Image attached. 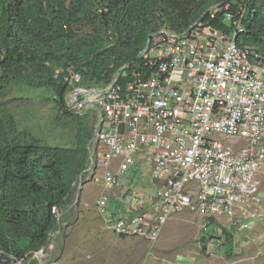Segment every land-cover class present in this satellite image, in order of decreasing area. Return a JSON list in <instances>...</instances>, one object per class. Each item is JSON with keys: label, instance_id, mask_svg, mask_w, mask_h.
<instances>
[{"label": "built area", "instance_id": "built-area-1", "mask_svg": "<svg viewBox=\"0 0 264 264\" xmlns=\"http://www.w3.org/2000/svg\"><path fill=\"white\" fill-rule=\"evenodd\" d=\"M226 21L231 34L202 24L162 28L150 36L140 66L122 67L106 85H84L74 70L65 76L68 111L95 115L86 172L103 170L106 193L95 209L109 233L155 244L184 213L202 221L200 249L221 243L210 231L221 219L233 237L228 226L264 230V55L236 42L245 32L241 20L228 14ZM122 179L144 181L154 198L145 203L133 189L127 201L113 200ZM52 214L60 220L61 208ZM51 251L47 243L31 259L59 264ZM28 258L16 264H32Z\"/></svg>", "mask_w": 264, "mask_h": 264}, {"label": "trees", "instance_id": "trees-1", "mask_svg": "<svg viewBox=\"0 0 264 264\" xmlns=\"http://www.w3.org/2000/svg\"><path fill=\"white\" fill-rule=\"evenodd\" d=\"M228 14L245 29L236 42L264 55V0H0V98L13 84L49 87L61 116L77 124L75 148L50 147L10 116L12 139L0 147L1 252L20 259L46 246L60 224L52 208L66 213L87 170L93 129L66 107L68 71L80 73L84 85H106L122 67L140 66L150 36L163 27L182 32L202 24L231 34ZM21 242L27 246L14 250Z\"/></svg>", "mask_w": 264, "mask_h": 264}, {"label": "rangeland", "instance_id": "rangeland-1", "mask_svg": "<svg viewBox=\"0 0 264 264\" xmlns=\"http://www.w3.org/2000/svg\"><path fill=\"white\" fill-rule=\"evenodd\" d=\"M103 36L106 37V34ZM56 99L55 92L49 87L37 89L26 85H11L5 95L0 98V147L11 142L10 116H12L19 131L39 139L44 146L75 148L77 145L76 121L72 117L61 116ZM59 117L61 118L58 119ZM83 118L91 126L95 122L93 113L87 112ZM102 173V169H99L95 176L91 171L84 173L81 178L82 187L80 179L77 181L66 213L62 214L59 226L50 234L48 241L49 246H52L50 258L57 260L59 264H159L169 256H175L176 253L185 256L186 263H195L190 257L189 250L191 249L192 252L194 250L197 254L200 253L205 260L224 262L202 264H264L263 228L250 233H240L235 227L228 226L235 237L231 235L229 239L216 243L215 256L210 258L205 248L200 249L196 242L202 221L190 213H185L174 221H169L164 226L157 243L152 244L137 239L139 242L136 244L130 245L123 251L119 249L115 253L118 256L117 263H98L100 258H97L96 255L106 248L97 247L91 237L83 235L85 230L100 227L92 221L91 217L95 216V202L99 198V193L104 189ZM88 193L89 197L86 201L84 196ZM181 222L186 224H179ZM225 224H227L226 221L222 219L216 222L210 227L211 233L216 234L217 231H222L227 227L224 226ZM195 232H197L196 235L192 237ZM26 246L27 242H21L16 244L13 249H22ZM191 246L194 247L190 248ZM106 250L102 255L103 259L110 257V248ZM65 252L68 255L74 254L76 263H62L60 256L66 254ZM126 253H129L128 259L124 260ZM32 254L33 252L26 253L29 256L28 261L36 264L37 262L31 259Z\"/></svg>", "mask_w": 264, "mask_h": 264}, {"label": "crops", "instance_id": "crops-1", "mask_svg": "<svg viewBox=\"0 0 264 264\" xmlns=\"http://www.w3.org/2000/svg\"><path fill=\"white\" fill-rule=\"evenodd\" d=\"M130 181L128 179H122V182H121V186L118 187L116 190H114L113 192H111V198L113 200H115V196H118V197H126V200H128V197L130 195V190H137L141 196L143 197V202H150L154 196H155V188H145L144 187V181L141 182L139 185L137 184H130L129 183ZM103 186V184H102ZM83 190H84V187H83ZM90 193V191H89ZM89 193L84 196V200H88V197H89ZM106 193V191L103 189L101 191V193H99V197H101L102 195H104ZM115 195V196H114ZM124 201V202H125ZM116 204L120 205L119 201L116 202ZM138 204V203H137ZM139 205V204H138ZM130 207H133V208H137V205L136 203L134 204H131ZM129 207V208H130ZM147 206H144V208H146ZM96 210V209H95ZM185 214V213H184ZM183 215V214H181ZM181 215H178L177 217H175L174 219H172L171 221H174L176 218L180 217ZM92 218V221H94V223L96 225H99L100 227L99 228H91V229H88V230H85L84 231V235L83 236H87V237H91V239L94 240V244L97 245V247H100V248H110L111 250V253H110V257L109 258H106V259H103L102 255L104 252H106L107 250L104 249V251L100 252L99 255H96L97 258H100L99 259V262L98 263H117V258L118 256L115 254L116 252L119 251V249H121V251L127 249L130 245H134L136 244L137 242H139V240L137 239H142V238H137V237H133V238H120L118 237L117 235L115 234H112V233H108L106 230H105V227L103 225V222L102 220L98 217L97 215V212L95 213V216L94 217H91ZM179 224H186L184 222H181ZM188 224V223H187ZM226 230V229H225ZM224 231V229L222 230V232ZM197 232L193 233L192 234V237H194L196 235ZM201 233V230H199V233L198 235H200ZM228 233V232H227ZM213 234V232H212ZM218 236H221V242H223L224 240L226 239H229L230 236L227 238L225 237L221 231H217L216 233ZM229 234V233H228ZM191 237V239H192ZM199 237V236H198ZM197 237V238H198ZM89 239V240H91ZM143 240V239H142ZM123 242V243H121ZM121 243V244H120ZM216 244L213 242L209 243L208 247L205 248V251L207 253L208 256H210V258L214 257L215 256V248H216ZM194 246H191L190 248H193ZM191 255V259L195 262V263H186L185 261H187L186 257L183 256L182 254H179V253H176L175 256H169L168 258H166V260L163 262V263H159V264H202V263H224V262H221L220 260H212V259H208V260H205L201 255L200 253H196L192 252V249L189 250ZM213 253L210 254V253ZM66 253V252H65ZM129 254V253H128ZM126 253V255H124V260H127L128 259V255ZM185 254V253H183ZM186 255V254H185ZM75 255L74 254H62L60 256V261L62 263H76L75 262Z\"/></svg>", "mask_w": 264, "mask_h": 264}, {"label": "water", "instance_id": "water-1", "mask_svg": "<svg viewBox=\"0 0 264 264\" xmlns=\"http://www.w3.org/2000/svg\"><path fill=\"white\" fill-rule=\"evenodd\" d=\"M81 178L80 186L82 187ZM0 264H16V259L7 253L0 252Z\"/></svg>", "mask_w": 264, "mask_h": 264}]
</instances>
